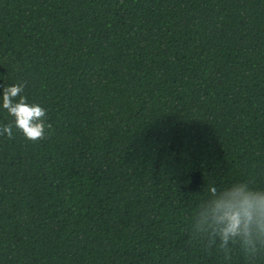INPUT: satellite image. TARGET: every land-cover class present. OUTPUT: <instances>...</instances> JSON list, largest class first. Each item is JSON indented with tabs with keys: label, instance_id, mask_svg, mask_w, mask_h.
Listing matches in <instances>:
<instances>
[{
	"label": "trees",
	"instance_id": "1",
	"mask_svg": "<svg viewBox=\"0 0 264 264\" xmlns=\"http://www.w3.org/2000/svg\"><path fill=\"white\" fill-rule=\"evenodd\" d=\"M11 84L0 264H264V0H0Z\"/></svg>",
	"mask_w": 264,
	"mask_h": 264
},
{
	"label": "clouds",
	"instance_id": "2",
	"mask_svg": "<svg viewBox=\"0 0 264 264\" xmlns=\"http://www.w3.org/2000/svg\"><path fill=\"white\" fill-rule=\"evenodd\" d=\"M23 84H11L3 87V108L8 114L14 117L12 124L0 126V135L7 134L9 139L12 138L13 125L19 129L26 139L36 141L44 138L45 127L51 128V124H45L46 109L36 103H28L23 92ZM18 98V100H17ZM243 211L233 210L229 205L224 211L222 219L226 220L224 229L225 237L229 233L236 234L240 230L242 217L244 218L245 230L247 223L251 220L250 209L252 204L246 197L243 202Z\"/></svg>",
	"mask_w": 264,
	"mask_h": 264
}]
</instances>
